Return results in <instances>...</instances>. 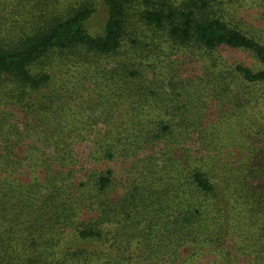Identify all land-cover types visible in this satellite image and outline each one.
Listing matches in <instances>:
<instances>
[{
	"label": "trees",
	"instance_id": "1",
	"mask_svg": "<svg viewBox=\"0 0 264 264\" xmlns=\"http://www.w3.org/2000/svg\"><path fill=\"white\" fill-rule=\"evenodd\" d=\"M30 1L34 5H29L23 23L6 13L0 43V264H96L87 249L80 247L62 250V257L53 258L58 251L51 247L34 254L41 242L34 233L40 230L55 229L57 238L44 244L61 249L69 233L76 244H95L110 233L114 240L124 236L130 241L139 231L163 234L181 246L196 243L205 230L201 205L209 204L219 214L222 210L229 214L243 204L247 211L258 207L264 197V182L255 185V181L264 177V165L256 163L253 172L246 170L237 182L226 173L221 179L208 176L173 154L171 145L183 141L192 126L186 122L169 123L157 115L135 116L131 110L120 132L91 139L85 135L90 147L82 151L77 163L73 148L85 140L76 141L74 135L67 134L57 110L80 98L75 94L84 88L81 84L100 89L104 79L113 81L123 100L137 97L139 102H152L154 109L162 106L164 112V100L171 102L170 96L181 99L182 81L172 80L156 63H143L147 59L140 55L138 61L131 59L147 49H137L140 40L132 33L130 7L134 2L141 4L139 16L154 35L153 44L169 43L171 50L183 57L202 53L209 56L208 72L217 71L220 78L230 75L257 92L264 90V42L231 24L220 8L214 9V5H224V0H100L106 20L98 34L89 30L97 0ZM4 7L1 3L0 10ZM121 50L130 59L114 63L112 58ZM220 50L239 51L252 63L225 66L213 56ZM69 55L81 60L71 62ZM55 56L59 64L76 73L78 81L68 96L50 93L54 96L39 99L38 92L52 80L44 70ZM84 59L91 67L89 72ZM13 98L35 114L25 132L10 121ZM85 102L76 103L82 108ZM52 105L55 108L50 110ZM119 162L125 166L121 190L115 182L114 165ZM84 208L94 211L93 218L74 225ZM234 212L230 215L235 218ZM67 227L71 231H66ZM21 233L28 236L20 246L17 235ZM38 254L42 261L37 260ZM116 260L104 263L123 264Z\"/></svg>",
	"mask_w": 264,
	"mask_h": 264
},
{
	"label": "rangeland",
	"instance_id": "2",
	"mask_svg": "<svg viewBox=\"0 0 264 264\" xmlns=\"http://www.w3.org/2000/svg\"><path fill=\"white\" fill-rule=\"evenodd\" d=\"M172 1L180 3L183 0ZM224 1L225 4L220 7L214 5V9L220 8L223 17L231 24L264 42V0ZM1 3H4L5 7L0 10V43L3 41L1 36L5 35L2 28L6 13L9 11L13 21L23 23L28 18L26 11L29 5H34L30 0H0ZM95 8L89 30L93 34H98L106 20V9L100 0L96 1ZM140 9L141 4L136 2L130 7L131 29L140 40L137 43V49L140 47L147 49L142 55L141 52L133 54L136 57L131 59L138 61L137 57L140 58V55L147 59L143 63H156V66L164 67L163 73H169L172 75V80L184 83L183 89L179 91L182 97L178 101L174 100L173 96H170L171 102L164 100L167 105V111L164 112L162 106L161 109H154L150 106L152 102L145 104L139 102L137 97L123 100L111 80H102L100 89H87L88 84H81L84 88L75 94L80 98L67 106H64L66 103L62 104L63 107L57 109L60 111L61 121L67 125L64 128L67 134L74 135L76 141L85 140L79 141L80 143L75 144L76 147L73 148L77 163L81 162L83 153L90 147V142L85 135L91 139L95 135L102 138L106 133L120 132L128 116L133 113L131 110H134L135 116L155 117L157 115L169 123L177 121L192 125L188 128L187 135L183 136L184 140L178 139V145L172 144L171 149L176 158L181 161L188 160L189 165L196 166L212 178L221 179L226 173V176L230 175L231 181L237 182L246 170L252 173L253 165L256 163L264 165V90L257 92L258 90L245 87L230 75L220 78L216 75L217 71L208 72L206 65L209 63V56H204L202 53H187L189 57H183L171 50L169 43L156 41L153 44L155 37L142 25ZM146 43H152L151 47H147ZM154 53L158 57H155ZM125 54L129 55L122 50L119 51L112 61L127 62L130 57ZM213 56L225 66L231 63H243L250 66L252 63L247 55L239 51L220 50ZM69 57L72 59L71 62L81 60L78 56L69 55ZM170 61L171 65H168ZM83 62L81 63L86 65L89 72L91 67L87 60L84 59ZM38 69L44 70L43 67ZM44 72L50 74L52 80L48 87L38 92L36 97L39 99L47 95L54 96L50 93H55L57 97L68 96V93L72 91L73 83L79 78L72 69L59 64L56 56ZM85 100V105L79 108L76 102ZM60 101L65 99L55 102ZM11 102L10 121L16 124L21 132H25L28 130V125L34 121L35 114L22 108V106L25 107L24 103L21 106L14 98ZM182 152L183 155H181ZM114 168L116 186L118 190H121L125 183L123 179L125 166L119 162L114 165ZM263 182L264 177L257 178L255 185ZM242 200L238 203L240 204ZM179 201L184 203L186 199L179 198ZM233 211L235 215L237 214L235 218L230 215ZM226 212L222 210L219 214L209 204L201 205L202 227H205L207 231H203L196 243L187 242L180 246L168 241L163 234L159 236L157 233L148 234L145 231V233L139 231L130 241H128L129 237L124 236L114 240L111 237L113 233H110L107 237L105 235V239L103 238L99 243L76 244L71 240L73 235L69 233L66 236L68 238L63 240L61 249L59 246H51L50 243L44 244L49 238H57V234H53L56 230L53 229L51 232L40 230L34 233L35 239L41 240L34 254L42 253L44 248L51 247L52 251H58L53 258L62 257V250L80 247L87 249L89 257L96 264H106L104 263L106 259L114 260V258L123 264H264V197L260 200L258 207L251 211H247L243 204L229 211V214ZM93 216L94 211L84 208L75 218L74 225L82 220L92 219ZM66 231H71V228L67 227ZM27 236L26 233L17 235V243L21 246L20 242L25 243ZM214 238L216 240H213ZM37 260L42 261L43 257L38 254Z\"/></svg>",
	"mask_w": 264,
	"mask_h": 264
}]
</instances>
